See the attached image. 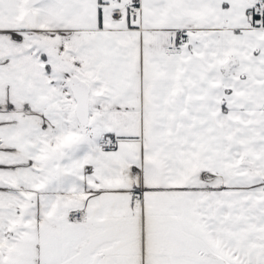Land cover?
I'll list each match as a JSON object with an SVG mask.
<instances>
[{
    "label": "snow or ice",
    "instance_id": "snow-or-ice-1",
    "mask_svg": "<svg viewBox=\"0 0 264 264\" xmlns=\"http://www.w3.org/2000/svg\"><path fill=\"white\" fill-rule=\"evenodd\" d=\"M0 264H264V0H0Z\"/></svg>",
    "mask_w": 264,
    "mask_h": 264
}]
</instances>
